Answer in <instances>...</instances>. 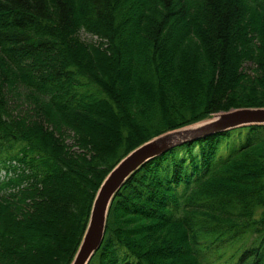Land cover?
<instances>
[{
	"label": "trees",
	"instance_id": "trees-1",
	"mask_svg": "<svg viewBox=\"0 0 264 264\" xmlns=\"http://www.w3.org/2000/svg\"><path fill=\"white\" fill-rule=\"evenodd\" d=\"M239 108H264V0H0V264H72L123 158ZM89 264H264V125L143 165Z\"/></svg>",
	"mask_w": 264,
	"mask_h": 264
},
{
	"label": "water",
	"instance_id": "water-1",
	"mask_svg": "<svg viewBox=\"0 0 264 264\" xmlns=\"http://www.w3.org/2000/svg\"><path fill=\"white\" fill-rule=\"evenodd\" d=\"M251 125H264V108H239L220 112L210 119L157 136L129 153L102 183L85 237L72 264L91 262L104 242L109 209L115 195L143 165L187 142Z\"/></svg>",
	"mask_w": 264,
	"mask_h": 264
},
{
	"label": "rangeland",
	"instance_id": "rangeland-1",
	"mask_svg": "<svg viewBox=\"0 0 264 264\" xmlns=\"http://www.w3.org/2000/svg\"><path fill=\"white\" fill-rule=\"evenodd\" d=\"M81 38L85 41H88V42H90V41L96 42L98 40L97 37L92 36L91 34L86 33V32H81ZM1 160H2V158H0V163H1ZM4 174H5L4 170H1L0 176L2 177V176H4Z\"/></svg>",
	"mask_w": 264,
	"mask_h": 264
}]
</instances>
